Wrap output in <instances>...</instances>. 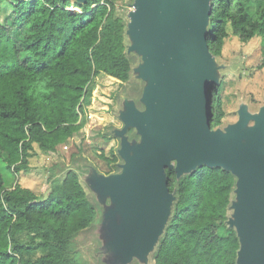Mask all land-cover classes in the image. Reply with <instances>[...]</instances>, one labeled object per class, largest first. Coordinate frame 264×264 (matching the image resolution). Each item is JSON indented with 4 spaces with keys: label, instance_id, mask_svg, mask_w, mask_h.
<instances>
[{
    "label": "trees",
    "instance_id": "obj_1",
    "mask_svg": "<svg viewBox=\"0 0 264 264\" xmlns=\"http://www.w3.org/2000/svg\"><path fill=\"white\" fill-rule=\"evenodd\" d=\"M210 4L206 42L214 56L229 33L241 41L264 35V0ZM125 22L114 0H0V165L18 174L28 168L34 145L47 154L80 134L99 76L129 80ZM219 86L211 87V128L225 115ZM116 161L112 150L109 163ZM166 173L176 200L153 263L236 264L238 239L225 225L234 177L206 166L178 181L174 171ZM96 218L72 169L46 196L19 182L6 188L0 170V264H80L73 238ZM35 251L41 255L32 258Z\"/></svg>",
    "mask_w": 264,
    "mask_h": 264
},
{
    "label": "water",
    "instance_id": "obj_2",
    "mask_svg": "<svg viewBox=\"0 0 264 264\" xmlns=\"http://www.w3.org/2000/svg\"><path fill=\"white\" fill-rule=\"evenodd\" d=\"M210 1L133 0L126 14L125 54L137 58L130 77L141 88L122 97V126L111 131L117 170L67 167L94 195L103 264H149L176 200L166 171L178 181L202 166L235 179L225 224L236 264H264V104L240 102L234 122L211 128V87L227 66L207 46Z\"/></svg>",
    "mask_w": 264,
    "mask_h": 264
},
{
    "label": "rangeland",
    "instance_id": "obj_3",
    "mask_svg": "<svg viewBox=\"0 0 264 264\" xmlns=\"http://www.w3.org/2000/svg\"><path fill=\"white\" fill-rule=\"evenodd\" d=\"M133 0H114L119 13L126 14ZM70 9L79 11L71 4ZM132 56L133 66L137 58ZM264 58V35L255 33L247 41H241L237 35L229 33L224 39L222 51L217 61L226 65L222 70L219 88L222 97V126L237 119L236 110L240 102L248 104L251 111H256L264 104V65L259 66ZM141 83L134 77L125 83L105 75L99 76L92 87V97L84 106L86 124L80 134H75L64 144L58 146L55 152L44 154L34 145L35 154L28 161V168L18 174L0 165L6 188L16 182L27 187L39 196H46L51 183L61 181L67 167L77 168L84 173V165H92L98 172L106 174L109 170H117L110 165L111 151L114 153L119 146L117 138L111 135L114 128H120L122 123L117 118L123 96H137ZM107 103H109L107 105ZM101 110V111H100ZM107 135L109 139L104 138ZM107 159V161H106ZM118 162V161H116ZM63 169V170H62ZM81 171H77L80 180ZM90 202L95 203L94 195L85 187ZM230 211L228 212L229 215ZM226 225V224H225ZM98 212L94 223L73 238L72 249L80 264H103L99 252ZM41 255L35 251L31 257ZM131 264H136L135 262ZM149 264H154L150 255Z\"/></svg>",
    "mask_w": 264,
    "mask_h": 264
}]
</instances>
